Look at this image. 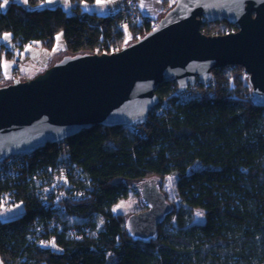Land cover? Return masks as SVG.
Returning <instances> with one entry per match:
<instances>
[{"label":"trees","instance_id":"16d2710c","mask_svg":"<svg viewBox=\"0 0 264 264\" xmlns=\"http://www.w3.org/2000/svg\"><path fill=\"white\" fill-rule=\"evenodd\" d=\"M24 1L0 8V38L11 34L14 46L0 42V87L14 81L2 61L15 49L52 50L63 32L69 54L112 53L161 19L139 6L140 18L124 27L120 14L84 9L97 0H70L71 12ZM175 1L162 0L160 13ZM202 29L225 34L238 26L206 21ZM212 74L189 98L174 82L159 84L157 110L143 125H96L0 171V207L9 199L25 208L0 219L3 264H264V107L252 103L243 66ZM170 176L176 197L158 237L134 240L114 206L147 183L163 190Z\"/></svg>","mask_w":264,"mask_h":264},{"label":"water","instance_id":"95a60500","mask_svg":"<svg viewBox=\"0 0 264 264\" xmlns=\"http://www.w3.org/2000/svg\"><path fill=\"white\" fill-rule=\"evenodd\" d=\"M223 20L238 29L202 33L206 21ZM235 65L245 68L252 103L264 107V0H176L154 29L116 52L65 55L32 79L0 87V163L96 125H143L160 102L159 84L183 90ZM137 189L145 209L130 214L126 228L150 243L173 206L155 183Z\"/></svg>","mask_w":264,"mask_h":264},{"label":"rangeland","instance_id":"374dc122","mask_svg":"<svg viewBox=\"0 0 264 264\" xmlns=\"http://www.w3.org/2000/svg\"><path fill=\"white\" fill-rule=\"evenodd\" d=\"M22 1L25 2L24 0ZM124 1L125 0H97L94 4L84 3L83 7L86 10H96L99 13L105 14L109 12L111 7L115 8V10H119L124 5ZM173 1L174 0H167V4L171 5ZM139 2L142 7V11L145 10L146 12H148L147 14L159 18H162L164 16L162 15V13H160L162 8V0H140ZM70 3V0H47L44 5H49L52 7L62 5L66 10L71 12L72 5ZM7 5L2 7L1 9H6ZM124 27H128V25H125ZM216 32V30H213L212 34L210 35H219ZM127 33L129 34L128 31ZM5 35L3 36V38H0V42L4 41L9 48H13L14 46L11 40V34L8 39L4 38ZM136 37H139V35L136 34ZM139 38H141V36ZM130 42L135 41H132V39L128 38L127 45L130 44ZM64 48V34L63 32H60L56 37V42L52 50L42 47L39 43L29 44L22 50L15 49L13 59L5 56L2 61L3 69L6 73L7 79L9 81H16L21 79H32L36 77L38 74L48 69L50 67V64L53 65L56 60L63 58L65 55H73L67 53ZM95 53L100 54L99 51H96ZM162 189V191H164L168 195V199L172 202H175L176 191L175 178L173 176L167 177L165 180H162ZM144 209L145 206L142 203L141 197L135 191H130L128 197L121 199L114 206L115 213L125 214L127 217L132 213L139 212ZM24 211L25 208L22 202L10 206L4 205L2 206V208L0 207V219H14L18 216H21ZM197 222H204L202 216L197 217ZM0 264H3L1 259Z\"/></svg>","mask_w":264,"mask_h":264},{"label":"built area","instance_id":"2783aa9c","mask_svg":"<svg viewBox=\"0 0 264 264\" xmlns=\"http://www.w3.org/2000/svg\"><path fill=\"white\" fill-rule=\"evenodd\" d=\"M108 14H110L111 16H115L117 14H120V16H122V23L126 25L128 23V21L137 20L138 18H140L139 1L138 0H125L124 5L119 10H115V8L111 7ZM157 24H158V22L152 21V29H154L157 26ZM201 31H202V33L206 34L205 30H203L202 28H201ZM104 53H107V52H104ZM195 85H192V86H189L183 90H180V95L183 98H189L191 96L190 89L193 88ZM156 110H157V106L151 111L150 116L153 115ZM27 155H29V154H12V155H10L2 163H0V171L5 170V169L7 170L10 166H13V164L16 162L19 163L20 161L24 160L23 157L27 156ZM4 205L10 206V205H13V203L9 199H6L4 201V203L2 204V206H4ZM2 206H1V208H2Z\"/></svg>","mask_w":264,"mask_h":264},{"label":"snow or ice","instance_id":"6c2138e0","mask_svg":"<svg viewBox=\"0 0 264 264\" xmlns=\"http://www.w3.org/2000/svg\"><path fill=\"white\" fill-rule=\"evenodd\" d=\"M7 3H8V0H3V4H0V8H2V7H4L5 5H7ZM9 37H10V34H6L4 38H5V39H8ZM5 67H6V65H5ZM121 206H122V205H121ZM197 215H198V216H201V215H203V213L198 212Z\"/></svg>","mask_w":264,"mask_h":264},{"label":"crops","instance_id":"0c3cea01","mask_svg":"<svg viewBox=\"0 0 264 264\" xmlns=\"http://www.w3.org/2000/svg\"><path fill=\"white\" fill-rule=\"evenodd\" d=\"M138 1H140V0H138ZM71 4V3H70ZM47 6H49V5H47ZM139 6H140V8H141V11H142V7H141V5H140V2H139ZM49 7H52V6H49ZM145 11V10H144ZM144 11H142L144 14H147L148 12H144ZM147 15H150V14H147ZM151 16V15H150Z\"/></svg>","mask_w":264,"mask_h":264}]
</instances>
